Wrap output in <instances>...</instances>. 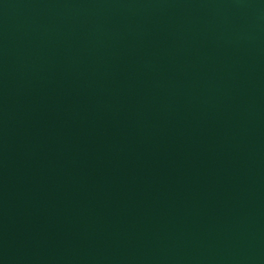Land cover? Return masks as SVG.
Segmentation results:
<instances>
[{
  "label": "water",
  "instance_id": "obj_1",
  "mask_svg": "<svg viewBox=\"0 0 264 264\" xmlns=\"http://www.w3.org/2000/svg\"><path fill=\"white\" fill-rule=\"evenodd\" d=\"M0 264H264V0H0Z\"/></svg>",
  "mask_w": 264,
  "mask_h": 264
}]
</instances>
